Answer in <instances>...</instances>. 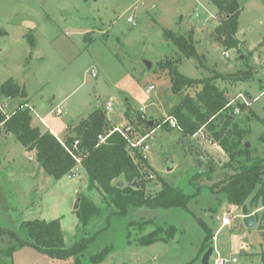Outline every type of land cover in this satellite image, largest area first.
Returning a JSON list of instances; mask_svg holds the SVG:
<instances>
[{
  "label": "rangeland",
  "instance_id": "obj_1",
  "mask_svg": "<svg viewBox=\"0 0 264 264\" xmlns=\"http://www.w3.org/2000/svg\"><path fill=\"white\" fill-rule=\"evenodd\" d=\"M238 5V48H227L223 36L218 40L214 31L220 15L212 0H0V30L7 31L0 36V84L12 78L29 94L34 105L30 107L32 126H41L39 110L62 135L66 126L73 127L100 108L108 125L121 127L128 123L127 109L143 108L146 118L159 121L154 129L139 125L137 135H132L138 140L148 134L147 149L137 150L150 167L142 169L147 195L160 191L162 182L197 192L186 207L158 209L151 220L135 217L128 224L126 218L105 212L101 193L91 186L81 164L57 182L33 151H26L12 134L4 136L0 129V228L17 231L23 220L56 214L65 249L95 238L77 261L24 244L8 254L0 251V264H202L209 246L213 252L208 264H213L214 257L236 259L228 264H264L262 199L251 202L249 198L245 206H236L224 192L212 191L213 183L232 172L225 166L227 153L215 148L207 126L189 135L164 122L173 117V108L186 95L195 101L202 86L198 83L173 93L168 69L160 66L171 60L187 77L213 83L228 102L239 92L248 97V109L232 122L244 131L243 142L248 143L250 154L264 155V140H260L264 138V0H238ZM129 16L134 23L127 22ZM164 29L191 33L199 57L183 56L165 39ZM92 69L96 76L91 75ZM149 85L154 89L146 94ZM12 108L6 105L7 115ZM228 112L212 117L209 124H222ZM197 170H207L208 176L192 183L189 179ZM119 180L122 176L113 183ZM78 198L101 210L85 225L73 210ZM53 204L55 211L50 208ZM250 210H255V225L247 227L243 216ZM159 227H170L166 239L141 241ZM106 245L110 248L99 260L90 257ZM8 247L0 234V249Z\"/></svg>",
  "mask_w": 264,
  "mask_h": 264
},
{
  "label": "trees",
  "instance_id": "obj_2",
  "mask_svg": "<svg viewBox=\"0 0 264 264\" xmlns=\"http://www.w3.org/2000/svg\"><path fill=\"white\" fill-rule=\"evenodd\" d=\"M212 1L217 6L220 15L214 27L216 35L223 36L222 43L225 47L238 48L239 40L235 37L240 13L238 0ZM4 33V30H0V36ZM163 35L165 39L170 40L175 45L183 56L199 57L191 33L186 36L164 29ZM31 44L33 45L32 40ZM160 66L168 69L171 82L170 89L173 93H178L185 87L196 86L198 83L202 84L195 94V101H191L190 97L186 95L173 108L172 115L185 134L194 135L207 126L211 140L218 143L227 153L228 161L225 166L230 168L232 172L213 183L210 186L211 190L224 192L227 201L236 206H245V202L249 198L251 202L261 198L264 203V155L252 156L250 148L245 147V142H243L244 131L239 128L236 122H232L235 116L232 112L233 107L226 106L228 100L224 97L223 91L211 82L199 78H190L180 73L171 60H166ZM19 95L20 86L12 78L0 84V102L6 99H18ZM237 106L241 111L248 109L241 102H237ZM30 110V107L23 103L15 108L8 117L0 110V128L12 134L26 151H33L37 162L44 171L56 180L65 175H71L75 165L81 164L88 174L91 186L96 187L101 193L105 212L109 211L108 214L122 216L128 220V224H131L136 221L133 213L137 210L155 211L186 207L188 200L197 194L196 191L187 193L182 188L176 189L166 182H162L161 190L155 193L153 197L148 196L142 169L145 166L150 167L136 149L128 148L126 137L114 132L104 142H98L97 136L106 133L108 130V120L103 109H95L76 125L67 128V133L61 139L63 144L49 130L41 131L40 128L31 125ZM223 111L229 112L225 114L222 124H209L212 117L218 116ZM124 115L134 131L138 129L139 125L148 129H154L159 125L158 120L142 118L137 111L127 109ZM228 123L231 125L229 126ZM165 125L168 127L167 124ZM74 140L78 141L75 148L73 147ZM260 140H264V138L262 137ZM130 150L134 151L131 153ZM73 155L79 158V162L75 160ZM242 157L243 161H239L238 158ZM205 173L208 171L197 170L189 180L195 183L200 177L208 176ZM119 176H122V180L113 183V180ZM133 181L139 184L138 188L130 185ZM251 211H246L245 214H250ZM74 212L80 222L85 225L91 217L99 215L101 210L93 203L81 198L78 208ZM170 227L166 229L159 227V230L154 231L153 235L143 238L141 241L149 243L164 240L169 234ZM0 234L5 235L9 244L7 250L0 249L2 254H8V251L11 252L20 245L30 244L54 257H73L76 261L95 239L93 236L90 239H85L87 241H79L71 248L65 249L60 218L23 220L20 222L17 231L0 228ZM109 248L110 245H106L90 257L93 260H99Z\"/></svg>",
  "mask_w": 264,
  "mask_h": 264
},
{
  "label": "built area",
  "instance_id": "obj_3",
  "mask_svg": "<svg viewBox=\"0 0 264 264\" xmlns=\"http://www.w3.org/2000/svg\"><path fill=\"white\" fill-rule=\"evenodd\" d=\"M127 22H130V23H134V20H133V17L132 16H129L127 18ZM224 55V57H227L228 56V53L227 52H223L222 53ZM91 75L92 76H96V70L95 69H92L91 70ZM154 89V86L153 85H149L145 88V93L146 94H150V92ZM237 102H241L243 103L244 105H246L247 107L249 106L250 102H249V99L247 96H245L244 94H242L241 92L237 93L236 96L233 98L232 101H229L227 103L226 106H232V112L233 114L237 115L238 113H240V108L237 106ZM6 107V104L3 103V102H0V110H2V112H4L6 114V111L4 110ZM106 108L109 109L110 108V102L107 103L106 105ZM138 112L141 114V117H145L144 113H143V108H139L138 109ZM55 113L57 115H59L61 113V110L59 108H57L55 110ZM7 115V114H6ZM8 117V115H7ZM39 121L46 127V129H49L50 131V128H48L47 124L45 123L44 119L39 117ZM166 124L168 125V127L170 128H174V127H179L178 126V122L177 120L174 118V117H167L165 119ZM51 132V131H50ZM114 132H118L120 134H122L123 136L126 137V140H127V144H128V148H131V149H136L138 150L139 149H142V150H146L147 149V145L144 143V140L146 137H148V134L143 136V137H140L138 140H134L132 135L136 132L133 130V127L130 123H126L124 126H117V125H108V130L106 133H101L97 136V139H98V142L101 143V142H104L105 139L112 133ZM129 132V133H128ZM134 135H137L136 133ZM61 143H62V140L58 137H56ZM63 144V143H62ZM78 144V141L77 140H74L73 142V147L75 148V146ZM215 148L217 150L221 149L220 145L218 143H215ZM70 153L71 151L69 149H67ZM131 153H132V150H130ZM75 160L77 162H79V158L75 155H73ZM29 159H31V157H29ZM69 176V175H68ZM148 178L149 179H153L154 178V175L152 173H149L148 175ZM223 221L225 222L226 219H223ZM236 259L234 257H231V258H221V257H214L213 258V264H228V263H231V262H234Z\"/></svg>",
  "mask_w": 264,
  "mask_h": 264
},
{
  "label": "crops",
  "instance_id": "obj_4",
  "mask_svg": "<svg viewBox=\"0 0 264 264\" xmlns=\"http://www.w3.org/2000/svg\"><path fill=\"white\" fill-rule=\"evenodd\" d=\"M5 31V33L4 34H6L7 33V31L6 30H4ZM14 80V79H13ZM15 81V80H14ZM16 82V81H15ZM17 84H18V82H17ZM19 85V84H18ZM20 86V85H19ZM20 89H21V87H20ZM24 91V90H23ZM26 95H25V97H23V98H21V97H19L18 99L17 98H12V99H6V100H1V101H3V103H5L6 105H8V106H13V108L11 109V111L13 110V109H15V108H17L19 105H21L22 103L23 104H25V105H27V106H29V107H32V106H34L31 102H29V100H30V97H29V94L26 92L25 93ZM41 107H45V105L44 104H42L41 105ZM58 108V107H57ZM31 109V108H30ZM38 112H39V115H37V118H38V121H39V117H41V118H43L44 119V121H45V123L47 124V126H48V128H52V126H53V130L52 129H50V131H51V133L55 136V137H58V138H63L64 136H65V134L67 133V128H71L72 126H69V127H65V130L63 131V134L62 135H59V133L58 132H56V131H54V130H56L55 129V127H54V124H56L53 120H49L48 119V121L46 120V116L45 115H42V116H40V114H42V111H39L38 110ZM126 118V117H125ZM127 120V119H126ZM39 123H40V130L41 131H45V130H49V129H46V127L39 121ZM112 125V124H111ZM0 129H2V128H0ZM4 131V130H3ZM59 132H61V131H59ZM7 134H9V133H7V132H5V133H3L2 132V135H7ZM216 143V142H215ZM32 159V158H31ZM30 159V160H31ZM72 174H73V172H72ZM68 177V175H65V176H63L61 179H59V180H57V182H60V180H62V179H65V178H67ZM50 208H51V210H53V211H55L56 210V207H55V205L53 204V206H50ZM254 214V215H256V213H255V210H252L251 212H250V214ZM244 215H247V214H244ZM55 218H57V215L55 214L52 218H49V219H47V218H45V217H42V218H40V219H45V220H51V219H55ZM223 219H227L226 218V216H223ZM224 222V221H223ZM62 223H61V220H60V225H61ZM63 233V232H62Z\"/></svg>",
  "mask_w": 264,
  "mask_h": 264
},
{
  "label": "water",
  "instance_id": "obj_5",
  "mask_svg": "<svg viewBox=\"0 0 264 264\" xmlns=\"http://www.w3.org/2000/svg\"><path fill=\"white\" fill-rule=\"evenodd\" d=\"M221 37H218V40H220ZM146 67L150 68L151 64L149 62H146ZM25 92L23 91V89H20V95L19 97L23 98L25 97ZM245 147H248V143L246 142ZM132 187L138 188L139 184H137L136 181H133L130 184ZM80 198H78L74 204L73 210H76L78 208V204H79ZM155 215V211L154 210H148V209H141V210H137L136 212L133 213V216L136 217L137 219H141V218H146V219H151L153 218V216ZM243 222L247 227H252L255 225V215L252 214H247L243 216ZM213 252V246H209L203 253L202 257H201V262L202 264H208L209 262V258L211 256Z\"/></svg>",
  "mask_w": 264,
  "mask_h": 264
}]
</instances>
